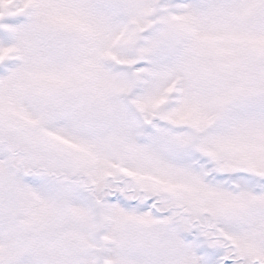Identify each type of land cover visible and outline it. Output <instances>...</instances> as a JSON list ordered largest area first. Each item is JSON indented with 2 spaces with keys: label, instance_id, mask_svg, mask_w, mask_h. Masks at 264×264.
I'll list each match as a JSON object with an SVG mask.
<instances>
[{
  "label": "snow or ice",
  "instance_id": "obj_1",
  "mask_svg": "<svg viewBox=\"0 0 264 264\" xmlns=\"http://www.w3.org/2000/svg\"><path fill=\"white\" fill-rule=\"evenodd\" d=\"M0 264H264V0H0Z\"/></svg>",
  "mask_w": 264,
  "mask_h": 264
}]
</instances>
